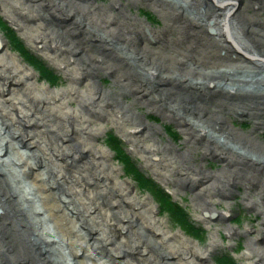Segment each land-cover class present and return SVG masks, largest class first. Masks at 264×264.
I'll list each match as a JSON object with an SVG mask.
<instances>
[{"label":"bare ground","instance_id":"bare-ground-1","mask_svg":"<svg viewBox=\"0 0 264 264\" xmlns=\"http://www.w3.org/2000/svg\"><path fill=\"white\" fill-rule=\"evenodd\" d=\"M244 1L183 0L203 12L206 25L181 15L183 8L170 15L180 17L190 39L202 45L188 52L183 39L178 41L182 50L169 53L156 50L159 31L124 16L139 2L162 10L156 0H127L126 5L113 0L105 10L91 0H0V16L69 79L61 91L38 84L36 70L14 54L25 49L0 32V264H211L221 243L217 228L228 217L217 204L228 202L224 192L240 179L248 207L253 206L248 190L259 193L263 217L256 229L228 225L224 232L229 242L248 237L246 264H264V161L248 155L264 154L253 137L263 125L264 93L246 102L240 99L244 95L218 86L220 79L232 80V69H264V38L252 35L250 48L248 36L235 24ZM204 28L212 34H204ZM144 30L152 43L142 37ZM209 40L217 49L206 45ZM203 48L202 58L198 51ZM131 56L144 68L138 70L151 72V81L134 74ZM176 71L178 77L172 75ZM100 75L111 76L115 92L99 88ZM189 75L205 77V84L191 82ZM240 80L233 82L243 84ZM129 95L133 102L122 103ZM73 101L76 108H70ZM134 106L176 123L186 150L160 143L158 128L143 121ZM235 118L253 119V132H239L232 125ZM106 122L153 175L174 186L173 193L192 192V207L206 215L205 223L214 220L206 246L173 233L145 196L158 197L163 189L147 181L126 152L116 154L117 163L131 169L122 171L115 155L98 143ZM199 149L204 157L218 158L223 169L211 175L192 166L191 156ZM246 166L254 168L243 171Z\"/></svg>","mask_w":264,"mask_h":264},{"label":"rangeland","instance_id":"rangeland-1","mask_svg":"<svg viewBox=\"0 0 264 264\" xmlns=\"http://www.w3.org/2000/svg\"><path fill=\"white\" fill-rule=\"evenodd\" d=\"M113 1V0H112ZM111 0H91V3L95 6H100L103 10L107 6H109L112 3ZM123 5L127 4V0H121ZM172 3L169 2V0L163 1V0H156L157 4L162 6L163 9H158V6L156 8L152 7L149 3H142L137 4L134 7H128L125 10L124 16H129L131 18L140 19L142 21H145L148 25H150L153 29L156 31H159V35H157L156 41H158V44L156 45V50L158 52H169L171 49H179L182 50L180 47L182 44H180V40H186V43L182 46L184 50L189 49L188 52L194 51V49L197 47V45H202V42L198 40L196 37H193L195 40L190 39V30L187 28V30L184 29L183 24H179L178 22H181L182 20L180 17L178 18V21L176 18H174L172 15L174 10H177L179 8H183V13H180L181 15H185V17L191 21L199 22L202 26L206 25L203 12H198V8H196L193 4L191 5H184L185 3L183 0H170ZM246 8L239 12L240 14L235 17V24L237 27H239L249 38L248 41V47L252 48V35H257L258 37L264 38V0H245ZM168 4V5H167ZM164 5V6H163ZM99 8V7H98ZM108 11L111 13L110 15L113 17H116L117 19L121 20L123 16L118 13L117 10L108 9ZM170 11V13H169ZM243 13V14H242ZM2 15V14H1ZM243 16V17H242ZM1 17V16H0ZM246 17V19L244 18ZM2 21L5 22L6 27L10 29V31L14 35L15 42L13 40V44L15 45L17 42H19L22 45V49H25V53H27L30 57H33L35 60L32 62L31 60H27L23 57L24 53H14L16 56L19 57V59L23 62L24 65L27 66V68L31 69L34 68L36 71H33L36 73L38 78L36 79L38 81V84H44L48 87H50L52 90L61 91L66 88H68V82L69 79L67 76H65L64 72L60 70L59 68L55 67L49 59L40 53L37 49H34L32 46H30L26 38L21 35V33L18 31L16 27H14L10 22L7 21V19L2 15L1 17ZM5 29L0 28V32L6 37L9 36V34H6ZM8 32V31H7ZM204 34H212V31L209 30V28H204L203 31ZM142 37L147 42H153L152 36L148 34L146 30L142 32ZM192 37V36H191ZM10 42V41H9ZM8 42V43H9ZM201 43V44H200ZM173 44V46H172ZM12 46L11 42L9 44ZM17 45V44H16ZM208 46H210L213 49H217L216 44L213 43V40H209L207 42ZM10 48V47H9ZM12 50V49H11ZM198 53H201V57L203 58L205 55V48L198 51ZM82 55H80L79 58H81ZM131 58V63L133 65V72L135 74V71L137 73H140L142 75V79L145 81H151V72H141L138 70L144 69L140 67V65H137V62L133 56ZM27 60V61H26ZM38 63L42 64L41 68L38 69ZM136 63V64H135ZM30 65V66H28ZM256 65H249L248 69H232V73L230 75L231 81H227L226 78L224 80H219V87L224 88L225 91H229L231 94L235 95H244L240 99H245L246 102H251V99L255 95H260L264 93V82L263 84H260V81H264V69L263 70H256ZM188 68L192 69L194 66H188ZM148 69V68H147ZM145 69L146 71H148ZM38 71V72H37ZM185 71H188L185 69ZM226 71V70H225ZM189 72V71H188ZM228 72V71H227ZM136 75V74H135ZM174 76L178 77V72L176 71L175 74H172ZM227 75V74H226ZM220 76H223L221 74ZM53 77V78H51ZM243 80L242 83H235L234 80ZM191 82L195 83L197 80L202 85L205 84V77L204 78H198L195 75H189L187 77ZM98 83L97 85L101 89L105 90H111L110 92H115L116 87L113 84V79L111 76L107 75H100V77L97 79ZM204 88H207L204 87ZM238 93H237V92ZM172 93V91H170ZM176 93H174L175 95ZM122 103L129 104L133 102L132 97L125 96V98H122ZM206 102V99H202ZM257 103H259L257 101ZM253 104V103H252ZM251 104V106H252ZM77 102L73 101L70 103V108H76ZM135 110L139 115L141 116V119L148 123L149 125H152L153 127L158 128V141L160 143H166V144H172L173 148L177 150L180 153H183L186 150V145L184 142V135L182 134L179 127H177V124L164 120L165 118L161 115L155 113V112H148L147 109L140 106H134ZM253 109L257 110L256 107L252 106ZM233 120L232 125L238 129L239 132L244 133L245 135H248L249 133L253 132V125L254 120L250 118H235L231 119ZM196 121H194L195 123ZM201 127H206L202 123H197ZM103 125V124H102ZM103 134L99 137V144L104 145L106 149H109L113 155H115V164L118 167L122 168V171H126L129 167V164L124 162V165H121L117 163L119 161L117 157V153H127L129 157L134 161V163L137 165L135 169H139L144 176H147V181L150 182V180L154 181L158 186V191L160 189H163L164 194H158V197H154V195L145 194L146 197H149V199L154 203L155 207L157 208V215L164 217L168 220V227L173 233H176L177 231L183 234L187 239L194 242V244H198L200 247H204L208 244L210 239V227L214 228V220H210V223H205L203 219H207L205 214L199 213V211H196L192 207V192L191 191H182L177 194L173 193V187L172 185H169L168 183H163L159 178H157L149 169L145 167L143 164L142 159L139 158V156L134 155L133 152L130 150V146L128 142L122 137V135L119 133V131L116 129L115 126H113L111 123L106 122L104 126ZM209 131V129L207 130ZM253 137H256V142L260 145L264 146V119H263V125L261 126L260 130L253 135ZM217 143L220 145L226 144L224 140L217 139ZM123 147L122 150H119V147ZM200 151L195 152L192 154V166L197 168L200 171H204L206 173H211V175H214L215 173L221 171L223 169L222 162L214 157H204L203 156V150L199 149ZM175 152V153H178ZM252 159L256 161H264V154L259 152L249 153L248 154ZM264 168V162H261ZM202 167V168H201ZM247 167V168H246ZM244 167L243 171L253 170L254 167L251 168V166ZM131 170V169H130ZM124 173V172H122ZM124 177V176H123ZM244 180V179H243ZM239 181H242L240 179ZM236 181L234 185H232L231 189H228L224 192V197L226 198V203L220 202L221 204H217L218 209L221 211H227L228 217L227 220L224 221L225 223L220 225L218 230L217 236L221 240V243L219 245V248L215 250L211 257V264H225L223 262V259L227 258L231 264H246L244 259V254L246 252L245 246L247 242L248 237H243L241 235L237 236L232 242H229V239L226 236V232H224L225 228L228 227V225H231L235 227V229H243L245 226L252 227L254 229L258 228V223L262 220V213L263 212L260 209L261 202L259 201L258 192H254L252 190H248L250 192L251 196V203L253 204L252 207L247 206V202L244 199V196L247 194V189L238 186L239 184ZM258 184L255 185V188H260L259 185L261 183L257 182ZM152 184V183H151ZM153 187V184L151 185V188ZM148 189L149 187L146 186ZM150 189V188H149ZM232 192H231V191ZM154 199V201L152 200ZM167 200V201H166ZM170 203L171 206L166 210V207H163V202ZM179 208L183 215L178 214L173 211L174 208ZM162 210V211H161ZM163 212V213H162ZM165 212V213H164ZM159 213V214H158ZM164 214V215H163ZM184 217L188 220V223H184ZM184 218V219H183ZM204 221V222H203ZM192 223L189 226V223ZM184 231V232H182ZM251 235L249 237L253 236V231L250 232ZM223 256V257H222ZM226 256V257H224ZM223 258V259H222Z\"/></svg>","mask_w":264,"mask_h":264},{"label":"trees","instance_id":"trees-1","mask_svg":"<svg viewBox=\"0 0 264 264\" xmlns=\"http://www.w3.org/2000/svg\"><path fill=\"white\" fill-rule=\"evenodd\" d=\"M0 28H3V29H5V30H7L8 31V34H9V37H11V40L13 41L14 40V42H15V39H14V35H13V33L10 31V29H8L7 27H6V24H5V22H3L2 21V19H1V17H0ZM16 44H18V42L16 43ZM22 53H24V56L27 58V60H35V59H33V57H30L27 53H25L24 51H22ZM32 61V62H33ZM41 66H42V64L40 63H38V69H42L41 68ZM51 78H53V77H51ZM167 201V200H166ZM165 201V203L163 202V204H162V206L163 207H166V210H168V208L171 206V204L170 203H167ZM180 209L177 207V208H174L173 209V211L174 212H176V213H178V214H181V215H183L182 214V212L181 211H179ZM185 218V219H184ZM183 219H184V223H188L187 222V219H186V217H184ZM190 226V225H189ZM223 259V258H222ZM223 262L225 263V264H231L230 263V261L227 259V258H225V259H223Z\"/></svg>","mask_w":264,"mask_h":264}]
</instances>
